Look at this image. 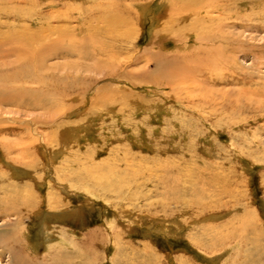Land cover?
Here are the masks:
<instances>
[{"label": "rangeland", "instance_id": "rangeland-1", "mask_svg": "<svg viewBox=\"0 0 264 264\" xmlns=\"http://www.w3.org/2000/svg\"><path fill=\"white\" fill-rule=\"evenodd\" d=\"M139 1L97 53V1L0 0V37L54 26L89 53L8 83L0 45V264H264V0H214L201 45L189 10ZM177 56L198 76L163 77Z\"/></svg>", "mask_w": 264, "mask_h": 264}, {"label": "bare ground", "instance_id": "bare-ground-1", "mask_svg": "<svg viewBox=\"0 0 264 264\" xmlns=\"http://www.w3.org/2000/svg\"><path fill=\"white\" fill-rule=\"evenodd\" d=\"M49 1H51V0H49ZM95 1H97L96 3H98V6H101L100 7L101 8V10H100L101 14L98 16V22H103L104 24H107V26H103V27L96 26L94 28L90 24V20H88L87 21V28L86 29L87 30H91L90 31V34H91V32H92V34L91 35L90 34L89 35L87 34L86 35V38H87L88 41H90L93 44H95L94 46H95L96 52L97 53H100L103 50L108 49V48H106L107 47L106 45H108V43H105V41H103V37L108 38V40L110 38L111 39L110 40L111 43L112 42H116L115 40L118 39L117 36H119L118 35L119 34L118 33V29L123 24H126V22L120 18L121 16L118 17L119 16L118 13H119L120 9L123 10V8L120 7L121 6L120 5V1L121 0H102V2L101 1L98 2L99 0H95ZM163 1H164V4H165L164 6L167 5L166 8H165L166 11H167L168 8H172V9H170V11L174 9V10L179 11V13L181 11H183V10H189L190 11L189 13L191 15H194L195 18H191V16H189L188 13H187V15H185L186 18H184V19L185 20L189 19V20H192V21H194L195 19H197L198 24H201V27H193V28H191L192 30L190 29L191 30L190 32L188 31L187 37L193 36V39L188 38L187 41H190L191 43H194L196 45L197 44L198 45H201L204 42H207L208 43L209 41H212L214 39L219 38V37H213L212 38V37L209 36V34L207 36L206 33H205V35L207 37L204 36L203 29L206 28L205 27V20L207 18H208L207 20H209L210 22L212 21V18L213 17L211 18V16H209L210 13L216 12L218 10H219V12L222 11V10H224L225 9V7H223L224 5H222V4H219L218 5L216 3V1H214V0H168L171 3V5L167 2V0H163ZM129 3H130V5L132 7L134 5H136V4L138 5L139 3L142 4V6H145L144 5L145 3L140 2L139 0H129ZM129 7L130 6H128V8ZM94 9H96L97 11H99V7H97V8L94 7ZM117 10H118V12H117ZM124 10H125V8H124ZM126 11H128V10H126ZM162 16L163 15H161L160 17H162ZM91 17H92V15H91ZM174 17L175 16H173V18ZM183 17L184 16L181 15V18H183ZM157 18H158V16H157ZM171 21L172 20H170V22ZM183 25L184 24H182V26ZM97 28L98 29L100 28V30H98ZM166 30H165V28H163V31H165V33H167V31H168V30L167 31ZM12 33L10 35H6V36L5 35L3 36V34H2L3 37H0V45L1 46L2 45H5V44L9 45V48H8L7 52H5V56H7V57L10 56V55L17 56V58L20 60V62L18 64L19 65L21 64L20 67H19V69H13V68L12 69H8L6 67L8 70L7 71L6 70H3L2 74H1L2 75V78L1 79H4V80L6 79V81H8V83H10V82H24V83H27V82H36V79H35L36 78V76H35L36 73H34L33 71L31 72V68L33 67V69L34 68L36 69V67H40V66H41V68H43L42 65H41V63L43 61L42 59L48 58L49 56L56 57L57 55H59V57H61V54L64 55V56H66L65 54L68 53L70 55H72V54H78V55H82V56L85 57V56H87L89 54V53H87V51L83 47L81 49H79V47L75 46L73 44V42H70L69 43L70 39L71 38L73 39V37L70 36L69 32L66 29H60L58 27L57 28H54V26H51V27L45 28L43 30H37V31H32L31 30V32H28L27 31V32H24L22 34H15V33L12 34ZM111 33L112 34H115V35H111ZM52 36H55V37L52 38ZM166 39L167 38H165V40ZM110 42H109V44H111ZM114 46H116V45H114ZM160 46H161V44H160ZM224 47H225V45H224ZM83 49L85 51H83ZM197 49H198V47H197ZM217 49H218V47H217ZM194 51L197 52L196 49ZM60 52H62V53H60ZM207 52L208 51H206V53ZM2 53H3V51H2ZM107 53H109V52H107ZM195 54L197 55L198 53H195ZM215 56H217V55H215ZM147 57H148L147 58L148 59L147 61H150V59L153 58V56H151V55L150 56H147ZM181 57H183V56L173 57V59L171 58L172 61L169 64L166 65L165 70H163L164 73L163 72H160V74L163 75V77H166V78L169 77V76H172V77L173 76H179V77H181L180 79L183 81L185 79V76L188 75V73L189 74H192V73H195L196 74V73L200 72L199 69H201V65L204 64V63H201V64L199 63L200 60H198V56H194V57L184 56L183 57V60L184 61H182ZM154 58H156V56H154ZM1 59H3V58H2V54L0 52V60ZM3 61H4V63H0V67L1 68H3L2 65H5L6 66L7 64H9L5 60H3ZM174 61H177V62H174ZM215 62H217V59L215 60ZM16 63H17V61H16ZM198 63L200 64V66H199ZM43 66H44V64H43ZM217 66H219V65H217ZM210 67H212V65L211 64H208L207 68H210ZM41 71H42V69H41ZM42 77H44V75ZM191 78H194V76L191 77ZM37 79H39V78L37 77ZM187 79H189V78H187ZM43 81H45V80H43ZM19 93L27 94V91L26 90L25 91H18V93H16V94H19ZM9 95L8 94H5V93H3V94L0 93V103L10 102V100L11 101H14L15 100V98H14V96L12 94H9ZM32 103L34 104V107H35L36 106L35 104H39L40 102H39V100L34 99ZM39 106H41V105H39ZM15 169H17V168H15ZM15 172H17V171H15ZM17 174H19V173H17ZM4 207H5L4 204L2 205V207L0 206V211H2V212L6 211L4 209ZM7 209H9V208H7ZM60 219H62V218H60ZM43 225H42V227H43ZM47 235H49L48 232H47Z\"/></svg>", "mask_w": 264, "mask_h": 264}]
</instances>
